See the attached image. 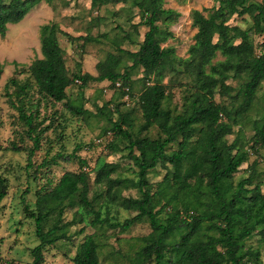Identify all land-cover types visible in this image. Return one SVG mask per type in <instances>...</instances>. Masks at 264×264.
Listing matches in <instances>:
<instances>
[{"label":"rangeland","instance_id":"obj_1","mask_svg":"<svg viewBox=\"0 0 264 264\" xmlns=\"http://www.w3.org/2000/svg\"><path fill=\"white\" fill-rule=\"evenodd\" d=\"M260 1V0H254ZM219 5L216 0H162L161 7L173 10L170 16L163 15L157 24L160 28L161 47L173 48L166 65L150 75L141 66L129 67L131 61L120 56L121 51H136L143 40L147 26L144 17L132 0H118L104 5L92 6L91 0L40 1L17 23L7 24L3 36L0 35V177L6 185V195L0 202V264H30L31 248L38 244L35 222L29 218L26 209L36 213L43 211L46 218L43 230L56 226L59 238L42 249L41 264H74L72 258L78 245L91 236L98 244L99 264H153L143 261V246L153 239V233L146 217L122 230L112 228L105 221L94 223L95 212L100 219L110 223H122L136 214L125 209L121 203L124 197L140 196L137 188L119 185L118 199L109 197V181L115 178L137 179L135 161L127 156V141L111 130L119 112H127L132 122L133 135L154 138L159 130L156 124L141 129L143 118L139 95L147 85L160 81L165 86L164 108L172 114L189 106L191 98L200 89L196 79V68L191 62L189 48L195 43L197 27L193 26L191 12L199 10L207 15ZM57 25V40L63 50L67 74L71 84L66 88V99L56 102L42 93L30 73L28 66L41 58L40 26L45 23ZM228 23L249 29V39L254 50L259 53L264 41V31L256 32L247 15H232ZM216 40V36L214 37ZM108 54L119 57L117 71L128 69L127 86L124 90L108 80H88L82 84L79 77L84 73L97 76L96 64ZM225 60V55L217 50L209 64L203 66L206 73L212 64ZM17 63V65L14 64ZM11 79L28 82L31 86L23 95L17 94ZM248 79L246 72L224 79L232 90L225 92L220 83L213 89L212 99L227 111L222 121L231 124V133L224 137L227 144L234 139L237 148L246 152V158L238 170L220 183L215 194L211 190L210 176L203 165L201 151L197 146L200 133L194 132L188 147V157L182 160L180 171L191 177L187 179L193 186L201 204L200 211H209L211 205L221 198L228 199L237 182L247 177L253 168V180L264 193V144L255 143V128H264V82L256 90L250 109L237 114L242 100V89ZM121 84V80H117ZM70 106L83 110L73 113ZM21 113L33 116L39 135L38 147L32 154V136L28 127L19 118ZM16 147V149H14ZM173 148L167 149L170 152ZM84 160L85 163L80 162ZM106 163H112L114 170L109 178L96 181L97 173ZM171 164H157L148 174L151 191L165 178L173 186ZM86 173V200L81 202L79 191L60 202L52 200L47 193L59 182L65 172ZM170 190L161 198L174 200L171 204L181 209L179 199L169 196ZM167 207L158 214L163 221ZM170 207V205H169ZM158 206L156 207V209ZM243 249H253L255 256L245 259V264H264V238L258 232L245 237ZM173 264H177L176 262Z\"/></svg>","mask_w":264,"mask_h":264},{"label":"trees","instance_id":"obj_2","mask_svg":"<svg viewBox=\"0 0 264 264\" xmlns=\"http://www.w3.org/2000/svg\"><path fill=\"white\" fill-rule=\"evenodd\" d=\"M42 0H0V35L3 36L7 24L19 22L24 15ZM47 3L52 0H43ZM118 0H91L92 6L104 5ZM162 0H132L133 4L142 11L143 23L147 26L143 40L136 51H121L130 61L129 67L141 66L146 75H150L166 65L168 57L173 54V48H163L159 42L160 28L157 24L163 15L170 16L173 10L161 7ZM219 5L207 15L199 10H192L193 26L197 27L195 43L190 46V58L196 68V79L200 82V91L194 95L188 107L181 112L172 114L170 109L162 106L165 98V86L156 81L145 86L139 95V103L143 118L142 130L156 124L159 133L156 137L133 135L130 128L132 122L127 112H119L112 121L111 130L115 135L127 141L129 159L135 161L137 179L115 178L109 181L110 199L117 200V191L113 187L124 185L137 188L140 196L124 197L121 203L125 209L136 211L122 223H110L100 219L95 213L94 223L102 220L112 228L122 230L130 228L134 223L146 217L153 233V239L143 246V261L153 264H245V259L255 256L253 249H243L241 241L255 231L264 238V193L260 186L254 183L255 169L237 182L228 199L221 198L218 203L209 206V211H200L198 198L193 186L187 181L190 171L182 174V160L188 157V147L194 132L200 133L197 146L201 151L202 164L206 165L210 176L211 190L217 194L220 183L235 173L246 158V152L237 148L234 139L227 144L224 137L231 133V124L222 121L227 111L222 105L212 99L213 89L217 83L225 89L232 87L224 83V79L246 72L248 79L242 89V100L237 114L247 112L255 98L256 90L264 82V41L261 50L256 53L249 39V29L228 23L232 15H247L256 32L264 31V0H216ZM57 25L49 22L40 26V50L42 57L34 59L28 66V72L38 89L56 102L66 99V88L71 84L64 63L63 50L57 40ZM216 36V40L214 37ZM219 50L225 55V60L212 64L209 73L203 66L211 62L215 52ZM120 60L113 54L96 64L97 76L84 73L80 78L82 84L88 80H108L116 83L121 80V86H127L128 69L117 71ZM17 65L16 62H14ZM3 65L0 63V75ZM16 85L17 94H25L31 86L28 82L11 79ZM73 113L82 114L83 110L70 106ZM19 118L28 127L32 136L33 150L38 147L39 135L33 116L21 113ZM255 143L264 144V128H255ZM173 148L170 152L167 149ZM16 149V147H14ZM80 162L85 163L84 160ZM157 164H171L173 186L169 178L159 182V186L151 191L147 174ZM114 170L112 163H106L97 173L96 181L109 178ZM84 172H65L57 185L47 193L52 200L60 202L80 192V199L85 205L87 181ZM173 199H179L181 209L171 204L170 198L161 204L160 200L167 191ZM6 185L0 177V202L5 197ZM170 205V207H169ZM158 208L156 209V207ZM167 207L166 216L162 221L158 214ZM29 218L35 222V234L38 244L31 248L32 261L30 264L43 262L42 249L45 245L53 244L58 238V228L53 226L43 230L46 213H36L26 209ZM72 261L74 264H99L98 244L91 236H87L77 248Z\"/></svg>","mask_w":264,"mask_h":264},{"label":"built area","instance_id":"obj_3","mask_svg":"<svg viewBox=\"0 0 264 264\" xmlns=\"http://www.w3.org/2000/svg\"><path fill=\"white\" fill-rule=\"evenodd\" d=\"M116 85L117 86H121V84L119 83V82H116ZM122 87V86H121ZM124 90H126V91H128L129 90V88L128 87H122Z\"/></svg>","mask_w":264,"mask_h":264}]
</instances>
